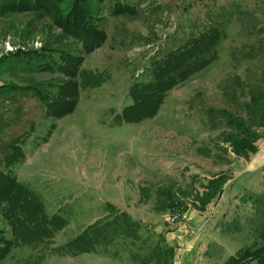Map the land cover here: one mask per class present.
Returning <instances> with one entry per match:
<instances>
[{"label":"rangeland","instance_id":"obj_1","mask_svg":"<svg viewBox=\"0 0 264 264\" xmlns=\"http://www.w3.org/2000/svg\"><path fill=\"white\" fill-rule=\"evenodd\" d=\"M210 28L215 61L144 89ZM260 161L264 0H0V264H175L204 214L224 264L263 244ZM124 213L127 235L63 251Z\"/></svg>","mask_w":264,"mask_h":264},{"label":"trees","instance_id":"obj_2","mask_svg":"<svg viewBox=\"0 0 264 264\" xmlns=\"http://www.w3.org/2000/svg\"><path fill=\"white\" fill-rule=\"evenodd\" d=\"M76 6L77 8H83L80 2H78ZM222 39L223 33L219 28H210L197 37L191 38L184 47L171 52L164 61H159L155 64V67H158V69L153 71L154 80L148 85H145L144 89L147 90L154 86L160 88L164 85L166 90L160 89L158 94L160 96L164 95L171 87L177 85L179 82L187 80L190 76L196 74L215 61L218 57V47ZM171 63L175 65L171 67V70L164 73L166 69H169L170 66L168 65ZM161 67H163V70L160 69ZM158 74L162 75L161 79L158 78ZM168 86L170 87L169 89H167ZM139 88L142 90L141 86H139ZM133 97L134 104L128 108L129 110L132 108L137 109V96L133 95ZM142 119H144V117L140 120ZM123 121L127 123L136 122L127 119L125 116ZM15 146V148H18L16 150L21 149L18 143H16ZM13 181L15 184L19 185L16 180L13 179ZM122 215L115 218L109 217L108 219L91 225L82 234L65 245L62 248L63 251L69 252L72 255L92 252L96 250L98 245H110L113 239L127 235V233L135 227V224L131 223L130 225L129 219L127 218L128 216L125 213ZM119 217H121V219H119ZM263 236L262 234V245L243 248L229 257L224 264H250L252 262L264 264Z\"/></svg>","mask_w":264,"mask_h":264},{"label":"crops","instance_id":"obj_3","mask_svg":"<svg viewBox=\"0 0 264 264\" xmlns=\"http://www.w3.org/2000/svg\"><path fill=\"white\" fill-rule=\"evenodd\" d=\"M260 165L264 166V161H260ZM258 167L259 165H256L254 167L255 169H251L250 172L252 171L254 172ZM244 173H247V170H245ZM225 212L226 210L223 211V213ZM214 218L213 217L210 218L209 214L207 215L204 214L203 217L201 216L198 217L197 222L196 221L195 223L190 222L189 227L190 228L193 227L192 229L196 228V235H195V230H194V233L192 231H189L187 234L183 235V237H188L189 235H191V239L189 240V243L187 244L186 248L183 250L182 255L177 256V260L175 261V264H186V263L220 264L221 263L222 257L225 255V252H224L225 246L234 242L235 238H231V237L221 238L220 228L218 226L216 227V224L211 227ZM194 224H196L197 226L195 227ZM166 238L169 242L173 240V237L171 233L169 232H166ZM236 247L237 246H235V249ZM214 255H219V257L221 258H218L219 260L213 263V262H210V260H211V257Z\"/></svg>","mask_w":264,"mask_h":264}]
</instances>
